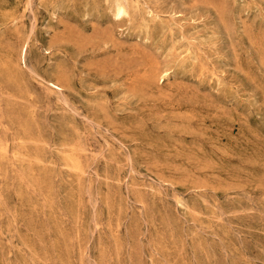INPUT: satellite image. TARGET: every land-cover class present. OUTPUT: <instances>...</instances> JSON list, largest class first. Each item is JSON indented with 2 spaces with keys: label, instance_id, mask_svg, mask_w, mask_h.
<instances>
[{
  "label": "rangeland",
  "instance_id": "obj_1",
  "mask_svg": "<svg viewBox=\"0 0 264 264\" xmlns=\"http://www.w3.org/2000/svg\"><path fill=\"white\" fill-rule=\"evenodd\" d=\"M0 264H264V0H0Z\"/></svg>",
  "mask_w": 264,
  "mask_h": 264
},
{
  "label": "bare ground",
  "instance_id": "obj_2",
  "mask_svg": "<svg viewBox=\"0 0 264 264\" xmlns=\"http://www.w3.org/2000/svg\"><path fill=\"white\" fill-rule=\"evenodd\" d=\"M113 11H114V15L117 17V19L120 17H124V16L128 15V9L123 4H116ZM26 53H27V46L23 45L22 47H20L18 53H16V55H18V60L25 63Z\"/></svg>",
  "mask_w": 264,
  "mask_h": 264
}]
</instances>
